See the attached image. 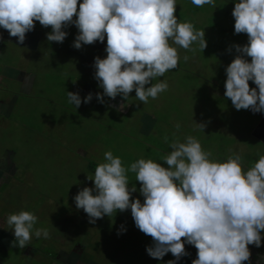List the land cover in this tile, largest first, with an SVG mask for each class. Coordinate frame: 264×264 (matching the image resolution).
<instances>
[{
	"label": "clouds",
	"instance_id": "1",
	"mask_svg": "<svg viewBox=\"0 0 264 264\" xmlns=\"http://www.w3.org/2000/svg\"><path fill=\"white\" fill-rule=\"evenodd\" d=\"M196 7L208 4L215 8L214 0H191ZM0 0V28L23 44L26 33L34 30V21L44 28L48 42L63 43L68 33L62 28L74 25L78 30L72 47L103 43L106 38V58H94V79L103 93H96L98 102L104 96L122 100L135 90V96L144 103L166 91L168 84H152V78L162 77L175 69L178 54L169 46V38L176 45L189 49L199 41L200 50L207 47L204 31H193L188 22H177L174 14L176 0ZM76 15L77 19L73 20ZM234 34L245 33L246 45H232L237 55L226 67L225 97L236 110L264 113V0H239L234 3ZM245 57H250L249 62ZM187 61L188 57L185 56ZM249 81L257 87L250 89ZM145 85H151L145 88ZM68 102L76 109L89 103V93L81 99L78 93L67 92ZM124 104L120 105L123 110ZM204 131L205 123H196ZM179 128V125H176ZM168 142V137H164ZM185 143L173 141L171 152L164 158L168 168L152 160L140 159L128 171L136 173L140 182L139 193L144 197L132 199L137 192L129 187L125 168L119 157L111 151L104 153L106 163L94 170V187H84L74 197L76 208L88 216V222L116 214L131 212L135 226L152 238L146 247L149 257L160 260L171 253L177 264L187 256L185 244L197 249L192 264H243L250 260L248 245L261 246L264 233V156L245 173L241 157H229L227 162H210L211 152L202 151L195 137L188 136ZM37 217L29 212L11 214L8 224L18 246H27L35 237L47 239V229L36 228ZM126 231L123 225L118 235ZM182 238H184L182 242Z\"/></svg>",
	"mask_w": 264,
	"mask_h": 264
},
{
	"label": "rangeland",
	"instance_id": "2",
	"mask_svg": "<svg viewBox=\"0 0 264 264\" xmlns=\"http://www.w3.org/2000/svg\"><path fill=\"white\" fill-rule=\"evenodd\" d=\"M82 2L78 0L77 12ZM235 2L239 0H214L213 8L208 4L196 7L191 0H176L174 14L177 22L191 23L194 32L203 30L207 47L201 51L199 41H195L189 49H184L169 38V46L176 48L179 60L177 67L166 71L162 77L175 83L174 89L158 94L165 99L158 106L156 103L161 96L156 101L149 97L144 103L135 96V90L128 94L127 100H136L141 103V110L153 113L162 120L147 137L138 136L136 120L133 119L135 110L130 112L131 119L127 121H123L117 113L96 108L90 102L81 103L86 107L87 115L78 116L73 109L69 111L67 92H77L62 83L69 79L59 75L60 68L52 64L53 59H64L68 71L78 60L79 53L88 59L97 56L104 59L107 56L106 39L103 43L82 45L79 50L72 47L71 41L58 43L66 50L61 58L58 57L61 51L50 57L47 71L50 74L49 83L37 84L35 101L19 102L12 120L4 121L0 126V157L4 156L1 163L4 175L0 185V213L7 220L11 214L22 211L32 213L38 218L34 229H47L49 233L47 239L33 234L26 242L27 246L20 248L24 255L37 258L50 254L51 258L57 259L60 250L69 251L71 248L75 251V246H78L76 255L72 252L70 257L79 256L77 262L83 259L84 264L97 261L103 264H167V261L175 259L171 253L160 260L148 256L146 247L152 246L153 240L135 226L130 209L123 213L117 210L116 214L90 224L87 214L76 208L74 197L84 187H94L89 179L94 178L96 166L107 162L105 152L111 151L113 157L121 159L129 187L135 185L137 188V192L131 194L130 202L139 199L141 204L144 202L139 193L141 185L136 181V173L128 171L129 167L144 159L168 168L164 158L171 152L169 145L173 141L185 143L186 137H195L202 151L211 152L208 157L210 162H227L229 157L238 155L234 152L238 149L245 174L264 156V146L250 136L253 126L264 120V113L244 109L238 111L224 95L225 69L237 55L234 48L231 51L229 48L248 43L247 34H234L232 11ZM76 19L74 15L73 20ZM245 59L251 61L250 57ZM85 77L92 79L90 74ZM158 78H152L153 85L160 82ZM248 83L250 89L257 87L252 81ZM80 97L83 100L84 96ZM91 116L98 118L97 125L89 120ZM80 118L86 122L74 123ZM168 118L172 121H164ZM193 121L205 123L204 131L197 129ZM94 127H97L96 130L91 131ZM165 136L168 137L167 143ZM146 143L152 148L145 147ZM5 150L8 152L3 155ZM243 155L247 159L252 157L249 163L247 159L242 160L245 158ZM121 225L126 231L118 235ZM6 228L12 231V235L7 236L8 241L17 243L14 226L8 224ZM185 251L188 255L177 264H192L198 258L193 245L185 244ZM26 261L14 254V263L25 264Z\"/></svg>",
	"mask_w": 264,
	"mask_h": 264
},
{
	"label": "crops",
	"instance_id": "3",
	"mask_svg": "<svg viewBox=\"0 0 264 264\" xmlns=\"http://www.w3.org/2000/svg\"><path fill=\"white\" fill-rule=\"evenodd\" d=\"M35 28L33 31L26 33V39L23 44L17 43L16 37H11L7 30L0 28V126H2L4 121L12 120L11 117L14 114V109L17 107L19 102L24 101H35V87L40 83H49L50 74L48 71L50 65V57H54L56 53L62 55L63 51H65L66 47L56 42H48L46 39V34L51 32V28L42 27L38 21H34ZM63 31L68 33L64 42H74L75 37L79 34L77 28L74 25H70L68 28H62ZM106 39V38H105ZM71 50H68L70 52ZM71 53V52H70ZM78 56V55H76ZM99 57V56H98ZM83 57L82 54L79 53L78 60L74 61L75 64L73 68L65 67V60L60 59L55 61L53 59L52 64H56L59 66V75L63 74V78H68L69 81L62 82L67 88L71 91H76L79 96H87L89 93H92L93 98L90 101L92 105H95L96 108L101 107L102 109H107L112 113H117L120 115L123 121L130 120L129 117L130 112L134 114V120H136V124L138 127V136L147 137L152 134L156 125L159 121L158 116L153 113H150L146 110H141V106L139 102L132 99L130 100H122L121 96L118 95L115 99H110L107 96H104V102L100 103L96 99V93H103V89L98 87L97 81L94 79L95 68H94V58L88 59ZM70 73V74H69ZM90 74L92 76L91 80H88L85 76ZM58 75V76H59ZM85 75V76H84ZM57 76V75H55ZM48 80V82H47ZM46 81V82H45ZM158 81H166L168 84L167 90H173V86L175 83L168 80L167 78H158ZM157 82V83H160ZM146 86V85H145ZM161 98L158 100V98ZM37 98V97H36ZM35 98V99H36ZM157 101V106L159 103L163 104L165 100L163 95H157L154 101ZM67 101V100H66ZM90 104V105H91ZM124 104L123 110H120V105ZM44 105V104H43ZM67 107H69V111L77 113L78 116L82 114L87 115L85 112V106L81 105L78 109L74 107V105L70 104L67 101ZM85 107V108H84ZM135 107H137L135 109ZM68 111V109H65ZM66 116V115H65ZM82 118V117H81ZM78 119L81 124L84 122V119ZM88 118V117H86ZM97 117L91 116L89 119L93 124L97 125ZM28 120V119H27ZM33 120V119H32ZM30 121V120H28ZM166 122L172 121L171 118L168 120H164ZM86 122V121H85ZM262 122V121H261ZM256 123L253 126L252 139L257 143L264 146V138L260 137L259 134L261 132L260 124ZM97 127L91 128V131L96 130ZM1 130V128H0ZM2 131V130H1ZM263 140V141H262ZM145 147L152 148L151 145L147 143L144 145ZM85 149V148H84ZM91 149V147H90ZM88 150V149H85ZM7 150L3 152V155ZM235 153L239 155V150H235ZM246 158V155H243ZM252 157H248V162H250ZM4 159V156L0 157V185L2 182V178L4 173L1 171V163ZM247 171V170H246ZM7 217L0 213V264H20L14 263V254L17 257H20L24 260H27L25 264H84L83 259H80V262L77 258L70 257L72 252L76 255L77 248L68 249L69 251H59V258H51L52 255L44 254L41 257H28L24 255L23 252L20 251V248L17 246H13L14 241L9 242L7 236L11 234V228H6L8 226ZM12 237V236H11ZM7 239V241H6ZM33 248V247H32ZM250 251V260L243 262V264H264V233H262L261 246L259 248L254 245H248ZM29 249V248H27ZM34 249V248H33ZM46 249V248H45ZM48 250V249H47ZM55 251V250H54ZM46 252V251H45ZM52 253V251H49ZM6 254V256H4ZM24 255V257H23ZM58 255V254H57ZM50 256V257H49ZM58 257V256H57ZM82 258V257H81ZM93 261V260H92ZM91 261V263H92ZM95 262V261H93ZM94 264H103L101 262H95Z\"/></svg>",
	"mask_w": 264,
	"mask_h": 264
},
{
	"label": "flooded vegetation",
	"instance_id": "4",
	"mask_svg": "<svg viewBox=\"0 0 264 264\" xmlns=\"http://www.w3.org/2000/svg\"><path fill=\"white\" fill-rule=\"evenodd\" d=\"M260 129H261V132L259 136L264 138V120L260 124Z\"/></svg>",
	"mask_w": 264,
	"mask_h": 264
},
{
	"label": "water",
	"instance_id": "5",
	"mask_svg": "<svg viewBox=\"0 0 264 264\" xmlns=\"http://www.w3.org/2000/svg\"><path fill=\"white\" fill-rule=\"evenodd\" d=\"M263 141V140H262Z\"/></svg>",
	"mask_w": 264,
	"mask_h": 264
}]
</instances>
